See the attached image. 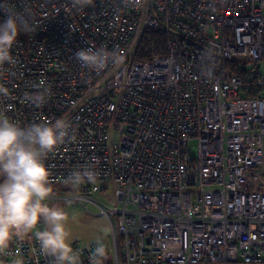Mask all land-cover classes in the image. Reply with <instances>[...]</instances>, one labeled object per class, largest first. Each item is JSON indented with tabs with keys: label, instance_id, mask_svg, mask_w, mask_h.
Segmentation results:
<instances>
[{
	"label": "built area",
	"instance_id": "2783aa9c",
	"mask_svg": "<svg viewBox=\"0 0 264 264\" xmlns=\"http://www.w3.org/2000/svg\"><path fill=\"white\" fill-rule=\"evenodd\" d=\"M9 10L31 31L0 66V114L69 122L44 163L50 185L75 193L46 203L97 206L111 226L109 241L73 244L80 264L97 241L113 264H264V0H0L1 20ZM148 32L163 50L140 57ZM41 83L50 93L34 106ZM84 169L95 182H66ZM0 264L54 261L29 235Z\"/></svg>",
	"mask_w": 264,
	"mask_h": 264
},
{
	"label": "clouds",
	"instance_id": "9594fccd",
	"mask_svg": "<svg viewBox=\"0 0 264 264\" xmlns=\"http://www.w3.org/2000/svg\"><path fill=\"white\" fill-rule=\"evenodd\" d=\"M88 0H74L76 4ZM31 31L28 22L16 12L9 10L0 21V66L13 63L10 52L21 32ZM99 54L90 50L75 53L84 66L102 67ZM50 89L44 84L25 100L40 106L47 102ZM9 96L5 87H0V97ZM71 125L65 118L54 122L32 123L21 126L7 115L0 114V253H3L13 239H23L34 235L40 252L53 259L54 264H80L79 256L71 247L65 229L67 216L58 207L49 206L46 201L53 189L49 183V171L45 158L66 139H71ZM96 176L89 169L73 171L66 182L79 186L85 182H95ZM43 222L44 230L33 232ZM106 256L103 242L90 256L91 264H102Z\"/></svg>",
	"mask_w": 264,
	"mask_h": 264
},
{
	"label": "rangeland",
	"instance_id": "374dc122",
	"mask_svg": "<svg viewBox=\"0 0 264 264\" xmlns=\"http://www.w3.org/2000/svg\"><path fill=\"white\" fill-rule=\"evenodd\" d=\"M51 187L52 189H58L59 193H75L71 186L62 189L54 185H51ZM109 193L110 192L101 196V199L111 203V196ZM58 208L62 209L67 216V220L65 221L64 226L66 231L68 232V240L71 244V247L73 246V244H85L90 241H94L99 237L105 238L109 241L111 235V226L107 218L99 214L100 209L97 206L90 205L89 211L85 209V204L82 205L80 203H74L71 205H59ZM102 264H113V254L111 250L109 254L103 258ZM223 264L246 263L227 262Z\"/></svg>",
	"mask_w": 264,
	"mask_h": 264
},
{
	"label": "trees",
	"instance_id": "16d2710c",
	"mask_svg": "<svg viewBox=\"0 0 264 264\" xmlns=\"http://www.w3.org/2000/svg\"><path fill=\"white\" fill-rule=\"evenodd\" d=\"M2 21V20H1ZM163 41L164 37L161 32H148L147 35L143 38L141 45L142 50L139 53L140 57L150 56L153 52L159 53L163 50ZM259 92H262V89H246L245 93H242L243 96L256 95Z\"/></svg>",
	"mask_w": 264,
	"mask_h": 264
},
{
	"label": "crops",
	"instance_id": "0c3cea01",
	"mask_svg": "<svg viewBox=\"0 0 264 264\" xmlns=\"http://www.w3.org/2000/svg\"><path fill=\"white\" fill-rule=\"evenodd\" d=\"M11 242H12V241H11ZM11 242H10V243H11Z\"/></svg>",
	"mask_w": 264,
	"mask_h": 264
}]
</instances>
